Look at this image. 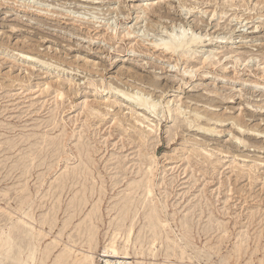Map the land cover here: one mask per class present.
I'll use <instances>...</instances> for the list:
<instances>
[{"label": "rangeland", "instance_id": "1", "mask_svg": "<svg viewBox=\"0 0 264 264\" xmlns=\"http://www.w3.org/2000/svg\"><path fill=\"white\" fill-rule=\"evenodd\" d=\"M171 32L203 36L197 52L153 44ZM111 85L161 112L122 101ZM195 112L219 114L222 132L191 127ZM262 133L264 0H0V229L31 212L45 231L36 244L51 250L40 264H55L66 245L106 264L119 231L123 252L129 228L115 225L117 209L149 171L151 195L143 185L135 194L131 264H264ZM86 161L88 177H67ZM96 205L91 247L82 229ZM153 205L157 235L145 219ZM45 215L52 225H41Z\"/></svg>", "mask_w": 264, "mask_h": 264}, {"label": "bare ground", "instance_id": "2", "mask_svg": "<svg viewBox=\"0 0 264 264\" xmlns=\"http://www.w3.org/2000/svg\"><path fill=\"white\" fill-rule=\"evenodd\" d=\"M155 12H157V9L155 10ZM252 32H255V31L253 30ZM130 33L131 32L129 31L128 34H130ZM192 36L187 37V34H185V32H183L182 34H179V35L175 34L174 32H171V33H169L168 38L157 39L153 42V44H155L156 47H161L162 50H164L165 52H167L169 54H173V55L178 54V55L184 56V55L190 54L191 51H193L192 47L194 44H199V42H202L201 40H202L203 36L198 37V38H195L196 36H194V37H192ZM199 38H201L200 41H198ZM221 38H223V37H221ZM195 51H193V52H195ZM207 52L208 53L210 52V53L208 54V56L205 59H206V61H209L211 59V57L213 56V53H212V51H206L204 54H206ZM27 58H29V60H30L31 57L27 56ZM37 59L39 60V58H37ZM37 59H35V60L31 59V60L33 62H35ZM38 60H37V62H38ZM111 90L115 91V95H118L122 101L131 102L133 105L137 106L138 109H140V110H145V111H149L151 113H156V114H159L161 112L162 104H160L158 102L149 101L147 99L148 97H145V94L143 95V94L138 93V92L134 93L131 91L116 88V86L114 87V85H111ZM171 112H172V110H170V113ZM181 113H184V112L181 111ZM195 113L196 114H194V115L192 114L193 115L192 117H189V118H192L189 121L191 127H197L199 130H204V131L208 132L210 135H216V136L222 132V131L218 130V125L222 126L224 119L221 118L219 114H216L214 112H210L208 114L209 116L205 117L204 115L199 114V112H195ZM145 118H148V117H145ZM138 121H140V119H138ZM204 122H205V124H203ZM237 122H238V120H237ZM239 122H240V120H239ZM234 124H237L238 126L240 125V123L239 124L234 123ZM238 126H236V127H238ZM241 129H242V127L239 129V131H241V133H243V134L254 135V136H258L259 138H263V135H261V131H259L257 129H253L251 127L246 128V131L248 130V133H245V130L242 131ZM262 134H264V133H262ZM233 138L235 140H239L245 146L248 145L245 137L242 138V137H240V135L239 136L234 135ZM34 148H35V146H34ZM37 152H38V154H36ZM37 152H35L34 150H31L30 157L34 159V156L40 154L41 149H37ZM206 158L209 159V157H206ZM151 164L152 163H150V165ZM89 169H90V166L87 164V161H86V163H84V168H81L80 170L75 171V173L73 175L67 174L68 175L67 177L72 176L73 178H76V176L78 177V175L79 176L83 175V173H85V175L87 176ZM67 173H68V171H67ZM145 174H146V176H145L146 180L142 183V185L147 188V196H150L151 195V183L153 181V174H152V171L146 172ZM84 179L85 178H83V180ZM62 180H64V179H62ZM84 182H86V181H84ZM142 185H139V184L135 185L134 184L132 187V191L130 192V194H128L126 196L124 206L122 203V206L118 207V209H117L119 216L117 218V222H115L116 223L115 225H117L119 230H120V228H122V226H127L129 228V230L127 229L128 233L126 232L127 235L124 238L125 248H124V250L122 249L123 252H120L119 251L120 248L118 249V247H117V245H118L117 244L118 243L117 242V236H119L120 231L115 233L113 238H111V241L107 244L108 246L106 247L104 253L102 254L103 255L102 257L106 258V264H112V263L114 264V261L117 262V264H122V262H125L127 264H131L129 262V260H131V258L129 257L130 252L128 251V244L131 241V234L133 233V229L136 226V224L138 223L139 219L137 217H138L139 213H141L139 209L134 210V208H135L134 206L139 204V203L135 204V194H136L137 190H139L141 187H143ZM63 186H65V185H63ZM72 186L73 185H71V187ZM83 192L86 193V191H83ZM82 199H84V197ZM29 200H30V198H29ZM99 209H100L99 206L96 205V207H94V209H93V213L91 214V212H90V214H88V219L90 222L89 221L85 222L86 227L82 229V233H85L84 234L85 236L87 235L89 246H91V247H92V245L94 247L93 236L96 233L95 232L96 229L92 227L93 225H95L93 214L96 212L98 213ZM22 210H23V212H22L23 216H20V218L18 219L17 222H15V223L12 222L10 224V226L8 225L7 227H5V228L2 227L0 229V264H40V263L44 262V259H45L44 256L48 255L51 251L48 249V251L45 252V250H44V253L42 254V251L38 247L39 243L36 244V241H38V239L41 235H43V236L45 235V231L42 228L37 230V228L35 226L36 219L34 218L33 214L29 211L24 210V209H22ZM44 217L45 218L42 221L41 225L43 226L46 223L52 225L51 218L48 219L46 217V215ZM145 219H147V223L149 224L148 226H149L150 230L153 231L155 234V231L159 229L158 226H160V224H162L160 214L158 213V210L156 209L155 205H153L150 208V210L145 213ZM186 224L188 225L187 222H186ZM38 228H40V227H38ZM118 228H117V230H118ZM25 233H26V235H24ZM155 235H157V234H155ZM27 237H29V238H27ZM152 241H153L152 246H155V241H157L156 238L153 237ZM172 244H177V243L174 242ZM178 246H179V243H178ZM167 247L170 249L172 247V245L169 244ZM237 247H239V246L237 245ZM25 250H28V253H29V256L27 259L25 258L26 257ZM240 250L241 249H239L237 251H240ZM120 254H122L123 256ZM137 254L140 255V254H142V252L138 251ZM57 256H58V259L56 260L55 264H68L70 259H72L75 264H89V263L94 262V257L90 252L83 253L80 250L74 249L72 246H69V245H66V248L61 252V254H58ZM126 258H127V260H126ZM103 263H105V262H103ZM139 264H141L140 261H139Z\"/></svg>", "mask_w": 264, "mask_h": 264}]
</instances>
